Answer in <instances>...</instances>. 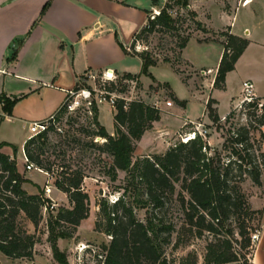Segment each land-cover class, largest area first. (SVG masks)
<instances>
[{"label":"trees","instance_id":"16d2710c","mask_svg":"<svg viewBox=\"0 0 264 264\" xmlns=\"http://www.w3.org/2000/svg\"><path fill=\"white\" fill-rule=\"evenodd\" d=\"M189 1L167 0L160 13L153 17L149 14L145 26L133 36L129 51L141 60V75L149 76L148 69L156 67L159 61L146 50L134 52L137 44L144 43L151 35L172 33L176 35L175 47L180 55L190 39V35L179 36L180 20L169 15V10L178 8L186 12L195 30L206 33L201 23L195 20L196 14L188 10ZM152 3L158 5V0H152ZM220 35L226 38V42L213 87L224 90L225 76L234 70L247 42L227 33ZM162 62L168 63L169 60L163 58ZM130 78L135 77L124 74L120 81ZM78 87L77 83L74 89ZM107 89L112 91V83ZM173 101L179 103L175 98ZM211 102H207L208 117L217 123L219 118L211 110ZM2 103L5 112L10 113L13 102L2 99ZM246 106L254 110L253 115H250L246 126L227 131L222 144L225 159L217 150L211 151L197 136L188 143L169 149L163 156L140 157L134 162L135 144L154 122L159 121L160 111L141 100L132 101L124 109L122 100H117L113 117L115 134L112 137L97 120V106H92V117L87 118L89 125L79 131L87 138L105 140L100 145L90 144L109 159V163H105V175L115 182L118 172H125L126 190L129 188L134 193L131 202L122 195L114 202L101 199L97 204L95 231L110 238L109 244L102 248V264H173L164 251L176 232V225L161 214V210L171 201L177 184L188 198L181 195L177 200L182 218L176 246L184 242L180 235L201 238L207 234L211 238L205 246L203 264H238L240 261L246 264V255L251 250L250 222L255 215L260 220L262 210L251 209L240 186L246 177L260 185L264 168V160L259 161V157L264 155L256 154L252 138L253 131L264 137L259 129L264 126V115L255 114V103ZM64 111L61 106L54 115L55 121H59L58 116ZM229 117L225 118L226 121ZM52 131L54 127L50 125L23 145L27 163L46 174L52 172L54 165L49 157H45L44 150L48 134ZM59 169L54 187L66 195L71 207L59 209L56 216L47 221V243L54 260L58 264H68L57 242L72 238L81 222L89 217V196L83 190L85 176L81 169L72 170L66 164ZM25 182L15 160L0 153V253L9 259H32L33 247L39 241L34 233L29 234L18 227L17 219L23 215L36 231L47 202L40 193L27 194L22 188ZM137 209H146L144 222L137 219ZM180 264H197L196 257L188 254Z\"/></svg>","mask_w":264,"mask_h":264},{"label":"crops","instance_id":"0c3cea01","mask_svg":"<svg viewBox=\"0 0 264 264\" xmlns=\"http://www.w3.org/2000/svg\"><path fill=\"white\" fill-rule=\"evenodd\" d=\"M164 1L158 0V5H154L152 0H0V153L15 160L18 172L23 177L24 172L18 161L21 159L23 165L25 164L23 145L30 137L28 127L33 123L46 122L54 116L62 106L67 93L73 90L79 78L87 73L101 74L106 70H112L117 76L124 74L134 76L137 84H141L143 89L165 85L171 90L173 98L179 103L173 101L170 108L162 106L159 121L154 122L151 129L135 144L136 151L139 145L146 142V147L141 151L146 157L156 153L157 141L154 139L156 132L160 130L158 124L162 116L164 114L169 115V118L176 116L175 112L168 110L171 108L179 109V113L184 112L187 103L167 82L153 76L151 72L153 67L148 69L149 76L141 75L142 62L137 56L129 53V47L133 36L145 26L148 15L154 10L161 9ZM242 1L237 0L227 11L209 0L204 1L203 11L198 4L189 1L188 10L196 14L195 20L209 32L204 35H216L212 40H201L197 36H192L180 53V59L188 71L199 72L202 79L188 74L192 77L184 81L170 68L187 88H190L193 96L204 92L197 89V81L203 84V87L207 85L209 92L204 99L205 106L209 99L213 100L217 116L221 120L226 118L230 108L227 113L219 114V101L214 97V93L227 90L229 74L235 71L239 61L248 51L254 49L253 52L264 53V0H251L243 7L240 5ZM237 6H240L239 10ZM213 7H217L216 16L213 14ZM220 33H227L247 42L246 48L235 63L234 70L225 76L224 90L213 87L224 52L225 39ZM120 43L128 53H125ZM191 50L193 55L187 56ZM212 55L216 58L215 67L205 68L202 59ZM132 60L139 62L138 70H131ZM212 73L209 81L206 77ZM143 78L148 79L145 85L142 82ZM254 95L256 98L260 97L255 92ZM2 99L13 102L10 113L3 109ZM238 104L239 101L234 106ZM106 105L112 117L111 129L101 124L100 104L97 106V120L108 135L113 137L115 110ZM182 118L175 130L196 124L203 127L210 123L206 109L202 118ZM175 130L168 134L174 135ZM15 144H18V148ZM31 171L48 176L39 169L29 170ZM33 179L23 183L22 188L29 195H38V188L41 187V180L44 178ZM52 191L55 198L67 199L54 185ZM261 210V231L253 251L252 264L255 262L257 249L262 252L260 262H264V206ZM27 227L29 232L34 231L29 221ZM63 240L66 239L58 241ZM5 258L10 262L17 261Z\"/></svg>","mask_w":264,"mask_h":264},{"label":"rangeland","instance_id":"374dc122","mask_svg":"<svg viewBox=\"0 0 264 264\" xmlns=\"http://www.w3.org/2000/svg\"><path fill=\"white\" fill-rule=\"evenodd\" d=\"M204 1L206 0H190L191 3H196L205 10ZM208 1V0H207ZM214 2L216 5L221 7L224 11L229 10L237 0H209ZM161 6V5H160ZM240 6L237 10H239ZM175 14L173 17L178 18L179 23V36L185 37L190 35L197 36L201 40H212L216 34H211V36H205L209 32L203 33L201 31H196L194 25L186 17V12L174 8ZM213 14L216 16L217 7H213ZM153 14V11L151 12ZM238 14V11H237ZM175 34L164 33L155 34L149 36L144 43H139L135 46L134 52H141L146 50L152 56H154L158 61V65L151 69L153 76L157 77L161 81L167 82L174 92L187 103L184 112L179 113V109L171 108L168 109L171 112H175L176 116H170L164 114L158 124L160 127L156 132V150L155 154H149V157L163 156L169 149L175 148L182 142L181 137H185L184 134L190 132L194 126H187L175 130L182 117L197 118L203 117L204 111L206 109L207 117L208 110L207 105L205 106L204 99L208 96L207 85L199 84L197 81L196 86L199 91H204L199 95L193 96L190 92V88L183 83L181 78L185 81L190 77H195L197 79H202L197 71H188L185 64L182 63L180 55H178V50L176 49V38ZM225 42H226V38ZM123 49L125 47L120 43ZM254 50V49H253ZM253 50L248 51L245 56L239 61L234 72L229 74L227 81L226 91H216L214 97L219 101L218 112L219 114H225L229 110L228 115L230 116L228 121L226 119L221 120L220 117L217 123H213L209 118L210 123L204 125L203 129L206 133H203L202 140L206 143L211 151L217 150L220 152L222 158H226V152L222 150V144L226 137L228 130L237 128L240 126H246L250 115L254 110L248 108L246 105H240L242 99L241 85L243 82H250L253 86V92L259 95L260 99L264 100V53L253 52ZM189 51L187 56L193 55ZM131 53V51H129ZM168 58V63H163L162 59ZM205 68H213L216 65V58L212 55L209 58L202 59L201 61ZM131 70H138L140 68L139 62L136 60L131 61ZM180 75L181 78L176 75ZM204 72V71H203ZM89 74V73H87ZM87 74H85L78 81L79 87H90L92 82L87 79ZM192 76H190V75ZM207 75V79L210 81L211 76ZM144 85L148 83L147 78H143ZM99 83L96 82L98 87ZM95 86V87H96ZM120 92H124L122 86L118 85L116 88ZM173 94L171 90L165 85L150 86L149 88H142L141 84H137L135 90V98L137 100L143 101L145 104L149 105L153 98H159L160 100L166 101L170 100L173 104ZM257 100H260V99ZM211 100V99H209ZM208 100V101H209ZM207 101V102H208ZM239 101V104H237ZM99 106V104H97ZM211 110L216 113L215 102L212 100L210 103ZM100 121L106 128L111 129L112 117L108 106L100 104ZM161 112V109L159 110ZM217 114V113H216ZM256 115H261L260 111L257 109ZM59 121H56L54 131L48 134V139L44 144L45 157H49L50 162H53V170L48 176L38 175L34 171H27L25 169V164L23 165L22 160L18 161L22 171L24 172V177L30 180L36 179L41 180V187L38 188V194H42L45 202V208L42 210V219L38 225L37 230L29 232L27 227V219L23 215L19 216L17 219L18 227L29 234L34 233L39 241L33 247L32 259H17V261L10 262L2 254H0V264H58L54 258L49 244L47 243V221L56 216L59 209L71 207L67 199L55 198L53 196L52 187L55 183L58 173L60 171L59 166L70 165L72 170L81 169L84 173L83 180V190L89 196V217L81 222L73 237L63 241H58V247L61 252L66 256L68 264H102L103 259H100L102 255V248L107 246L110 242V238L101 233L95 231V222L98 215V202L101 199H105L108 202H114L120 196L124 195L127 201H133L134 193L128 188L126 190V180L127 174L125 172H118L117 179L115 182L110 181L109 177L105 175V163H109V159L105 155L99 154L95 147H91L90 144L100 145L97 138L91 139L85 137L79 130L81 128H87L89 125V119H87L84 111L82 109H77L74 112L67 113L66 111L59 114ZM190 128V129H187ZM264 133V126L259 127ZM176 131L174 135L168 134L169 132ZM252 138L255 142L254 150L256 154L264 155V137L260 136L258 131H253ZM148 142V141H147ZM18 144H15L16 148ZM146 142H143L138 146V150L133 152L132 162L137 158L145 157L142 155L141 151L146 147ZM260 148V150H258ZM212 153V152H211ZM19 159V158H18ZM263 158L259 157V161ZM35 168H32L33 170ZM41 176V178H40ZM28 179H25L27 181ZM30 182V181H28ZM260 185H255L249 178H245L241 183V191L245 195L247 202L249 203L252 210H261L264 206V168H262V175L260 177ZM48 187L50 192L46 194L45 187ZM31 191V190H30ZM184 196L188 198L187 194L180 190V184L176 185L171 201L168 202L165 207L161 210L164 216L174 222L176 225V232L171 236L170 244L165 247V256L168 260H171L173 264H180V260L186 257L188 254H192L196 257L197 264H203V255L205 253V246L210 240V236L205 234L201 238L190 237L188 234L180 235L184 242L176 246L177 237L179 236V226L181 224L182 213L178 209L177 200L179 196ZM51 198V199H50ZM136 217L141 222L145 221L146 209H137L135 211ZM250 227L252 233L261 231V219L257 215L252 217L250 222ZM34 228V227H33ZM178 233V234H177ZM259 236V235H258ZM257 241L251 242V250L246 255V264H252V255L255 250V245ZM262 259V252L256 250L254 264H264L260 262ZM243 262V261H242ZM240 261L238 264H242Z\"/></svg>","mask_w":264,"mask_h":264},{"label":"built area","instance_id":"2783aa9c","mask_svg":"<svg viewBox=\"0 0 264 264\" xmlns=\"http://www.w3.org/2000/svg\"><path fill=\"white\" fill-rule=\"evenodd\" d=\"M166 2L167 0L164 1V5L166 4ZM250 2L251 0H243L240 5L243 7L249 4ZM161 9L154 10L151 16L153 17L155 15H158ZM168 14L173 16L175 14V10H169ZM202 74H204V72H202ZM87 79L89 82H92V86L78 87L77 89H73L67 93V96L62 104V107H64L67 113L74 112L75 110L77 111V109H82L86 117L90 118L92 117L91 108L93 105L98 106L97 104L106 103L110 106V108L115 110L116 101L122 100L123 108L126 109L132 101L137 100L135 98V90L137 87V80L135 78L120 81V76L114 74L112 70H106L101 74L89 73L87 74ZM96 82L99 83L98 87L96 86ZM110 83H112L113 85L112 91L107 89ZM118 85L122 86L124 92H120L116 89ZM241 94L242 99L240 101V105L255 103L257 109L262 115H264V100H257L258 98L255 97L253 92V86L250 82L247 81L242 83ZM149 105L155 109L160 110L162 106L170 108L173 104L170 100L163 101L159 98H153L151 104ZM55 123L56 121L54 116H51V118H49V120H47L46 122L31 124L28 127L30 137L39 135L40 133L44 132L50 125L55 126ZM193 126L194 130L185 133V137L180 138V141L182 143H188L189 141L194 140L197 136L202 138L203 133H206V130H204L200 124H196ZM97 141L103 143L105 140L97 138ZM32 168L34 167L31 164H28L25 159V169L29 171ZM45 192L46 194L50 192L47 186L45 187ZM258 235L259 233L257 231L251 233V242L257 241ZM99 257L100 259H103V256L100 255Z\"/></svg>","mask_w":264,"mask_h":264}]
</instances>
